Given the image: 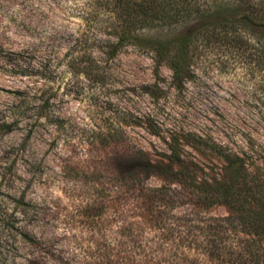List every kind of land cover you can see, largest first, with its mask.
<instances>
[{
	"label": "rangeland",
	"instance_id": "1",
	"mask_svg": "<svg viewBox=\"0 0 264 264\" xmlns=\"http://www.w3.org/2000/svg\"><path fill=\"white\" fill-rule=\"evenodd\" d=\"M95 11L96 0H0V264H103L125 241L138 264H205L185 229L132 217L122 229L116 165L107 160L119 149L105 138L164 162L176 144L182 168L208 185L227 177V162L196 143L202 136L249 158L264 182V36H199L177 81L150 50H116ZM143 182L187 194L175 179ZM173 211L232 213L224 204ZM257 246L262 253L264 242Z\"/></svg>",
	"mask_w": 264,
	"mask_h": 264
},
{
	"label": "trees",
	"instance_id": "2",
	"mask_svg": "<svg viewBox=\"0 0 264 264\" xmlns=\"http://www.w3.org/2000/svg\"><path fill=\"white\" fill-rule=\"evenodd\" d=\"M96 3L99 8L96 16H103L109 34L117 36L116 50L125 44L150 50L157 62H170L177 81L183 77L185 55L199 36H245L250 29L264 36V0H96ZM261 54L264 61V48ZM198 138V145L218 151L226 159L227 177L214 179L213 184H200L182 168L184 160L176 144L170 145L169 162H164L153 160L137 147L135 151H126L120 138H105L106 144L119 149L115 157L107 160L116 165L115 183L119 191L116 202L121 205L122 229L126 224L133 227L134 223L127 221L129 217L163 231L185 229L193 239L191 243L196 245L189 247L194 251V260L205 264H264V248L261 253V246H257L258 241L264 242V182L251 173L249 158L217 143L211 145L202 136ZM150 175L178 180L187 194L177 195L166 186H148L143 181ZM130 200L134 201L133 206L124 207ZM184 204L203 208L224 204L232 213L208 218L176 215L173 210ZM227 234L236 236L234 242L226 240ZM133 252L129 242H122L118 252L108 254L103 264H138L133 260Z\"/></svg>",
	"mask_w": 264,
	"mask_h": 264
}]
</instances>
